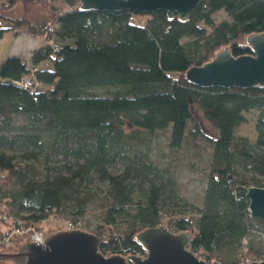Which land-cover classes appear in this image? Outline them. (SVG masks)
Masks as SVG:
<instances>
[{
    "label": "trees",
    "instance_id": "1",
    "mask_svg": "<svg viewBox=\"0 0 264 264\" xmlns=\"http://www.w3.org/2000/svg\"><path fill=\"white\" fill-rule=\"evenodd\" d=\"M18 1L50 4L42 23L8 18L12 28L47 40L31 52L30 66L50 65L36 68L43 87L31 93L14 83L28 62L11 56L0 63L3 212L34 226L50 216L83 218L102 237L104 256L143 255L135 236L159 225L188 232V249L208 264L239 263L243 240V255L264 256V221L249 215L248 200L235 190L264 187V87L205 88L184 77L223 48L234 57L252 54L245 38L264 32V0H200L183 22L165 10L80 11L76 0H63L67 9L54 0H0V9ZM219 11L226 17L216 21ZM192 106L214 133L203 131ZM249 111L256 112L254 143L236 132ZM152 132H167L162 169L141 135ZM16 147L30 165L7 152ZM52 156L56 166L48 165ZM196 160L206 161L202 205L181 209L170 174L178 166L198 170ZM93 211L100 219L91 225Z\"/></svg>",
    "mask_w": 264,
    "mask_h": 264
},
{
    "label": "water",
    "instance_id": "2",
    "mask_svg": "<svg viewBox=\"0 0 264 264\" xmlns=\"http://www.w3.org/2000/svg\"><path fill=\"white\" fill-rule=\"evenodd\" d=\"M80 11L123 9L150 13L165 10L168 19L174 16L186 21L200 0H76ZM252 54L234 57L227 48L218 51L209 61L184 72L185 79L198 87L248 88L264 87V32L245 38ZM230 182V180H228ZM239 198L248 200V212L264 221V187L238 185ZM191 235L173 233L163 225L140 231L135 240L144 255L104 256L99 251L102 237L81 230H58L45 237L44 244L26 242L15 252L0 253V259L14 264H208L188 249ZM212 264H220L214 262ZM242 264V263H235ZM251 264H264V256Z\"/></svg>",
    "mask_w": 264,
    "mask_h": 264
},
{
    "label": "rangeland",
    "instance_id": "3",
    "mask_svg": "<svg viewBox=\"0 0 264 264\" xmlns=\"http://www.w3.org/2000/svg\"><path fill=\"white\" fill-rule=\"evenodd\" d=\"M52 5L55 8L58 9H67L69 8L63 0H54L52 1ZM71 8V7H70ZM50 4L48 1H44L41 3H23L21 1H18L16 4H14L12 7L5 8L3 10L0 9V14H2L5 17H21L25 16L29 18L33 23H42L46 20H48L49 15H50ZM226 17L225 13L223 11H219L214 15V18L216 21H219L221 19H224ZM1 18V17H0ZM35 20H33V19ZM8 21L0 19V25L3 27L4 25H7ZM5 35L4 40L0 38V55H4L6 48L12 44V38L7 39L10 36V33L4 32ZM32 36L38 41V42H44L45 38L44 35H37V34H32ZM14 38V37H13ZM45 65H50V61H43V63L40 66H45ZM97 90V89H96ZM97 91H102V90H97ZM193 114L195 119L199 122L201 125L203 131L206 134H212L213 129L210 127V125L202 118L200 113L196 110L194 106H192ZM245 118L246 121L241 123L237 129L236 132L238 135L246 137L251 143H254L256 140V132H255V127H254V120L256 118V112L254 111H249L245 113ZM16 123L21 122L22 119L17 117L15 118ZM142 138L144 140V143L146 144L148 148V154L150 155L151 160L153 163L158 165L161 169L165 167L166 165V143H167V132H152L151 134L144 135L143 133L141 134ZM22 149L20 148H13L7 150L9 154H12L15 158L21 159V162L25 167L27 165L31 164V161L27 159L26 157H22L21 151ZM55 162V156L51 157V161L48 162L49 166H56ZM205 164L206 161L204 160H196L194 161V165L197 167L198 170H193L191 168L185 167V166H178L175 171H173L170 175L175 181V188L177 192L176 196V202L179 204L180 208L184 209L188 205L186 209H189V207L197 208L202 205V199H203V191L205 188V183H206V174H205ZM36 168H39L41 172V166L38 165V163L35 164ZM98 184V182L93 179V182L90 183L88 186L90 188H94ZM103 186V185H99ZM170 203V202H169ZM186 204V205H185ZM1 212V211H0ZM99 211H93L90 212V220L91 225L93 224H98L100 216H99ZM55 219L49 218L45 222V224L42 226L41 229L45 233V235H49L51 233L56 232L55 229L57 227V224L54 222ZM62 225V224H61ZM0 226L3 227L2 222L0 221ZM260 234L261 239H262V246L264 247V230ZM89 232V231H88ZM27 242L26 238H17L12 245L9 247H15L18 249L21 245L25 244ZM244 248V247H243ZM247 248V247H246ZM13 250V249H10ZM13 251H9L6 253H12ZM15 252V251H14ZM247 252L246 250H243V254ZM1 253V252H0ZM240 257L241 260H244L245 258H248L250 256L243 255ZM256 257V255H251V257ZM202 259V257H200ZM259 258L257 259V261ZM0 264H14L11 261H6L3 259H0Z\"/></svg>",
    "mask_w": 264,
    "mask_h": 264
},
{
    "label": "built area",
    "instance_id": "4",
    "mask_svg": "<svg viewBox=\"0 0 264 264\" xmlns=\"http://www.w3.org/2000/svg\"><path fill=\"white\" fill-rule=\"evenodd\" d=\"M50 44H53L50 41ZM54 49H57V46L53 44ZM36 71L35 67H30L27 73L23 74L18 81L14 83L23 89L28 90L29 92L33 93L37 84L34 81V72ZM0 221L3 224L2 229L0 230V247L2 246H10L14 243L15 239L17 238H26L27 242H35V244H44L42 241L45 239L46 235L42 231V227L49 218L55 219L54 222L60 223L63 226L62 230L71 231V230H81L86 231L87 227L85 226V220L78 219L76 222L67 221L63 218H56L54 216L48 217L46 220H43L40 224L34 225H23L21 221H17L13 217L4 213V204L0 205ZM178 233V232H173ZM243 250H246V241L243 240ZM143 256V255H142ZM241 257V256H240ZM239 257V263L242 264H251V262L257 261L258 258L248 257L244 260H241ZM200 258V257H199ZM213 259L210 260V264L213 263Z\"/></svg>",
    "mask_w": 264,
    "mask_h": 264
},
{
    "label": "crops",
    "instance_id": "5",
    "mask_svg": "<svg viewBox=\"0 0 264 264\" xmlns=\"http://www.w3.org/2000/svg\"><path fill=\"white\" fill-rule=\"evenodd\" d=\"M8 18H20V17L3 16L0 18V19L8 21L7 25H4L3 27L0 25V28L3 29L2 31H0V38H2V40L6 39L5 35L3 34L4 32L10 33V36L7 39L12 38V44L6 48L4 55H0V63L7 57L15 56V57H19L25 60L26 62H28L27 64L28 66H30L29 58H30L31 52L37 49L38 47L45 45L47 43V40L45 39L44 42H38L32 36V34L29 33L25 28H15V29L12 28V23L8 20ZM42 63L43 62H41L38 66H36V68L49 67L48 65L40 66ZM37 86L43 87V85H40V84H37ZM1 229H2V226H0V230Z\"/></svg>",
    "mask_w": 264,
    "mask_h": 264
},
{
    "label": "bare ground",
    "instance_id": "6",
    "mask_svg": "<svg viewBox=\"0 0 264 264\" xmlns=\"http://www.w3.org/2000/svg\"><path fill=\"white\" fill-rule=\"evenodd\" d=\"M144 255V254H143Z\"/></svg>",
    "mask_w": 264,
    "mask_h": 264
}]
</instances>
